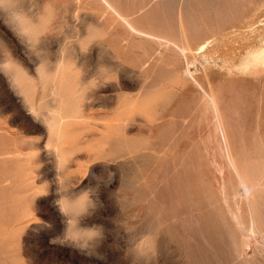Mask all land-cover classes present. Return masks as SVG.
I'll list each match as a JSON object with an SVG mask.
<instances>
[{
    "label": "rangeland",
    "instance_id": "374dc122",
    "mask_svg": "<svg viewBox=\"0 0 264 264\" xmlns=\"http://www.w3.org/2000/svg\"><path fill=\"white\" fill-rule=\"evenodd\" d=\"M261 48L264 0H0V264H264Z\"/></svg>",
    "mask_w": 264,
    "mask_h": 264
},
{
    "label": "bare ground",
    "instance_id": "6f19581e",
    "mask_svg": "<svg viewBox=\"0 0 264 264\" xmlns=\"http://www.w3.org/2000/svg\"><path fill=\"white\" fill-rule=\"evenodd\" d=\"M130 26L133 28V30H137L135 27L132 26V24L130 23ZM182 52V51H181ZM256 53V52H255ZM254 57H258L259 59L264 61V49L261 48V51L259 49V51H257L256 54H254ZM254 57H252L254 59ZM257 59V58H256ZM220 118V117H219ZM222 125V124H221Z\"/></svg>",
    "mask_w": 264,
    "mask_h": 264
},
{
    "label": "clouds",
    "instance_id": "9594fccd",
    "mask_svg": "<svg viewBox=\"0 0 264 264\" xmlns=\"http://www.w3.org/2000/svg\"><path fill=\"white\" fill-rule=\"evenodd\" d=\"M100 237H101V233L98 231V233H97L95 239H99ZM66 239L69 240V241H72V242H74V243H77V242L71 240V239L68 238V237H66ZM79 246H80L82 249H88V246H81L80 244H79Z\"/></svg>",
    "mask_w": 264,
    "mask_h": 264
}]
</instances>
